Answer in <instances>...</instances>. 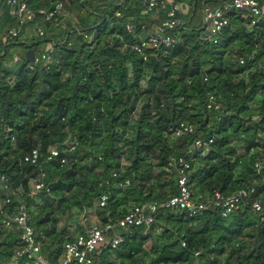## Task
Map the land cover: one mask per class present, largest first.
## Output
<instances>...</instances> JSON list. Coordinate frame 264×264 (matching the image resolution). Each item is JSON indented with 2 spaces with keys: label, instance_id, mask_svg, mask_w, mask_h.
Segmentation results:
<instances>
[{
  "label": "trees",
  "instance_id": "obj_1",
  "mask_svg": "<svg viewBox=\"0 0 264 264\" xmlns=\"http://www.w3.org/2000/svg\"><path fill=\"white\" fill-rule=\"evenodd\" d=\"M55 1L30 0L36 16L9 42L2 35L18 21L0 3V176L15 192L2 207L11 214L24 200L49 264H60L76 237L69 231L75 213L94 211L106 223L108 214L117 218L133 205L176 195L179 157L191 163L195 200L252 187L254 197L264 195V15L251 28V17L232 11L213 44L201 39L203 8L231 0H188L186 23L173 30L179 42L148 48L145 59L132 48L144 31L130 33L127 25L149 26L166 7L149 12L146 0H70L48 21ZM76 10L72 23L66 16ZM36 25L46 34L28 41L24 32ZM49 43L51 61L35 63L28 49L40 56ZM210 95L219 109L208 108ZM182 122L193 123L195 133L176 137ZM199 138L214 139L209 151L192 148ZM54 148L66 163L48 160ZM34 149L37 164L25 160ZM42 170L50 191L32 197ZM104 193L110 198L103 207ZM4 215L0 264H13L21 232L5 227ZM156 219L147 233L145 226L126 232L115 249L107 241L97 264H264V221L250 206L229 217L214 206L196 215L162 208ZM85 230L79 226V234Z\"/></svg>",
  "mask_w": 264,
  "mask_h": 264
},
{
  "label": "built area",
  "instance_id": "obj_2",
  "mask_svg": "<svg viewBox=\"0 0 264 264\" xmlns=\"http://www.w3.org/2000/svg\"><path fill=\"white\" fill-rule=\"evenodd\" d=\"M3 0H0L2 3ZM10 14L14 16L18 24L4 31L2 40L4 42L13 41L20 36L23 31V25L34 20L36 12L30 9V0H5ZM70 0H56L53 9L46 13V20L51 21L58 15L64 14L66 4ZM147 11L154 12L159 5L166 7L165 16L160 17L155 15V23L149 26L145 24L136 25L129 23L127 29L130 33L136 34L143 30L144 35H141L139 41L132 44V48L140 55L146 56L148 48H158L162 45L165 47H173L179 42V35L173 33V30L186 23V18L192 10L188 2L180 0H146L145 3ZM238 12L243 17H251L250 27L256 26L264 15V0H231L219 6H212L207 4L203 8V28L201 31V39L210 41L213 44L219 43V38L223 30L230 24V13ZM35 33L39 36H45V28L42 25L33 27ZM172 32V33H171ZM53 44H45L40 56H36L34 62L41 61L50 62ZM18 57L15 58V61ZM244 61L241 60V63ZM208 108L219 109L216 97L210 95L208 97ZM196 127L191 122H182L174 129L176 137L189 136L195 133ZM213 138L196 139L192 148L204 149L209 151ZM76 149L75 145L70 147V151ZM41 153L39 149H34L27 157L26 161L31 164L39 162ZM62 164L67 162V157L62 156L61 150L54 148L50 151L48 160L59 159ZM175 169L177 171V186L178 193L170 196L163 202H152L143 205H133L125 214L120 217L112 218L108 214L106 223L97 220L95 224L86 228L85 233L77 235L73 240L65 244L63 255L59 259L60 264H97L100 248L104 246L107 241L110 242L112 248H117L124 242L125 233L130 231L133 227L145 226L147 233L149 229L157 221L159 211L164 209L185 210L191 215H196L210 206L217 207L221 211L222 217H229L232 214L239 212L246 206H250L251 212L260 217L264 221V195L254 197L257 193L256 187L250 189H240L231 196H224L222 193L215 192L213 197L209 200H195L193 191L189 186V175L191 171V163L186 157H179L173 159ZM258 169L261 165L257 164ZM46 172L42 170L38 177L32 180V190L30 196L36 197L43 191H50L49 185L46 182ZM0 189L3 196L0 199V215H4L3 224L9 229L17 228L20 230V245L15 250L14 256L11 260L13 264H19L20 260H27L28 264H49L47 256L43 252V241L40 239V232L32 225V215L28 209L27 204L22 200L17 206L14 213L4 211L2 205L11 204L13 202V194L15 193L10 179L7 175L0 176ZM109 194L104 193L100 198V205L106 206L109 201ZM160 232L161 229L159 228ZM185 246L186 243L184 242ZM200 253H196L199 256Z\"/></svg>",
  "mask_w": 264,
  "mask_h": 264
},
{
  "label": "rangeland",
  "instance_id": "obj_3",
  "mask_svg": "<svg viewBox=\"0 0 264 264\" xmlns=\"http://www.w3.org/2000/svg\"><path fill=\"white\" fill-rule=\"evenodd\" d=\"M180 1L188 2V0H180ZM78 10H76L73 13L67 14V16H66L68 18V20L71 21L72 23L76 22V14L79 13ZM199 13H200V11H199ZM65 26H66V21H65ZM56 29H58V28L56 27L55 30ZM27 30H31V27H27ZM45 33H46V30H45ZM24 38H26L25 35H24ZM97 220H99V217L97 216V214L94 211L89 210L87 212H82L80 214L75 213L73 219L70 221V223L72 224L69 227L70 235L71 236H77L79 234V226L84 227L86 229V228H89L90 226H92L93 224H95L97 222ZM59 225L61 226L62 222H60ZM77 225H79V226H77Z\"/></svg>",
  "mask_w": 264,
  "mask_h": 264
},
{
  "label": "crops",
  "instance_id": "obj_4",
  "mask_svg": "<svg viewBox=\"0 0 264 264\" xmlns=\"http://www.w3.org/2000/svg\"><path fill=\"white\" fill-rule=\"evenodd\" d=\"M35 32L33 31V28L31 27V30H26V32H25V37H26V39L29 41L30 40V38H32L33 37V34H34ZM27 35V36H26ZM29 51H33L31 48H29L28 49Z\"/></svg>",
  "mask_w": 264,
  "mask_h": 264
},
{
  "label": "water",
  "instance_id": "obj_5",
  "mask_svg": "<svg viewBox=\"0 0 264 264\" xmlns=\"http://www.w3.org/2000/svg\"><path fill=\"white\" fill-rule=\"evenodd\" d=\"M31 54H32V59L35 60V58H36L35 52L34 51H31Z\"/></svg>",
  "mask_w": 264,
  "mask_h": 264
}]
</instances>
